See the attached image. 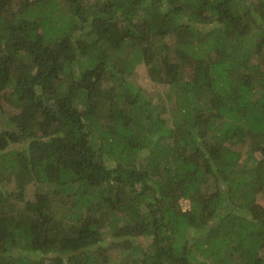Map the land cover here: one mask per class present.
Masks as SVG:
<instances>
[{"label": "trees", "instance_id": "obj_1", "mask_svg": "<svg viewBox=\"0 0 264 264\" xmlns=\"http://www.w3.org/2000/svg\"><path fill=\"white\" fill-rule=\"evenodd\" d=\"M5 104L0 264H264V0H0Z\"/></svg>", "mask_w": 264, "mask_h": 264}, {"label": "rangeland", "instance_id": "obj_2", "mask_svg": "<svg viewBox=\"0 0 264 264\" xmlns=\"http://www.w3.org/2000/svg\"><path fill=\"white\" fill-rule=\"evenodd\" d=\"M126 79H129L136 87H139L143 92L144 96L149 99L155 105H158L162 110L169 105V99L167 96L168 86L163 83H157L148 75L147 67L142 62H138L135 65L134 71L129 74L125 75ZM14 110L9 107L7 104L4 105V110H0V123H1V116L4 113H11ZM6 115V114H5ZM169 119V118H168ZM234 147L238 150H241V157L239 161L242 163L244 160L246 164L251 162V157H259L258 153H254L252 156H248L245 148L241 147V144H235ZM251 158V159H248ZM1 186V185H0ZM180 205L182 208L187 209L189 207V202L185 199L180 200ZM118 258V257H117ZM116 258V259H117Z\"/></svg>", "mask_w": 264, "mask_h": 264}]
</instances>
